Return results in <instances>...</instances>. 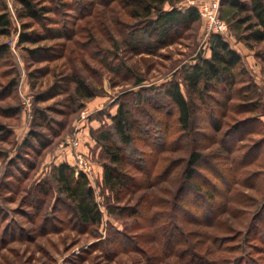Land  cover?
Returning <instances> with one entry per match:
<instances>
[{"label": "rangeland", "instance_id": "rangeland-1", "mask_svg": "<svg viewBox=\"0 0 264 264\" xmlns=\"http://www.w3.org/2000/svg\"><path fill=\"white\" fill-rule=\"evenodd\" d=\"M0 1V12L8 13L11 20L9 34L0 36V264H264V242L254 240L264 222V41L246 44L240 39L248 33L247 24L235 28L234 20L219 17L227 25L223 38L240 55L247 77L259 88L261 112L229 113L218 134L205 124L196 133L205 146L212 145L202 152L212 163L217 161L213 155H220L222 165L240 156L244 164L246 152L259 146V156L245 166L251 173L246 183L254 185L239 187L240 202L210 227L202 225V215L170 208L187 152L176 147L160 154L172 161L159 162L158 169H164L152 175V186L118 201L102 183L106 161L96 140L110 127L120 103L141 105L144 98L151 116L156 115V106L162 105L161 115L171 111L164 87L171 81L180 82L184 67L197 57L210 55L204 20L182 31L172 43L154 49L134 43L133 37L144 35L146 26L129 16L124 0H55L70 6L58 14H47L51 20L41 26L18 18L21 5L17 0ZM47 1L43 4L49 5ZM191 1L197 0H172L163 9L173 5L183 11ZM221 10L227 11L219 0ZM244 15L239 13L236 19ZM54 17L57 24H52ZM55 25L66 27L64 38L20 42L23 33L44 35ZM37 48L47 51L33 58L30 52ZM74 75L93 89L92 98L77 96L69 80ZM137 78L142 79L139 85ZM180 88L185 93L182 84ZM37 95L44 100L35 101ZM37 110L45 117L40 127L35 121ZM84 111L87 116L82 118ZM202 120L199 117L196 123ZM240 121L244 122L242 130L225 140L228 151L212 144ZM149 127L152 134L159 133L154 125ZM31 131L39 135L45 148L23 147ZM76 137L77 151L87 155L94 169L89 183L102 215L98 226L83 227L76 222L51 176L53 167L75 164L74 148L65 141ZM185 141L180 143L184 148ZM154 145L151 139L138 142L136 149L150 153ZM185 201L193 207L201 205ZM257 219L260 223L256 224Z\"/></svg>", "mask_w": 264, "mask_h": 264}, {"label": "trees", "instance_id": "trees-1", "mask_svg": "<svg viewBox=\"0 0 264 264\" xmlns=\"http://www.w3.org/2000/svg\"><path fill=\"white\" fill-rule=\"evenodd\" d=\"M17 1L21 5L17 13L18 18L31 20L40 26L43 22L51 20L47 14H58L70 6L68 3H59L55 0ZM45 1L49 2V5H44ZM166 3L172 4V0H124L125 6L129 9V16L142 20L146 26L144 35L133 37L134 43L139 42L159 49L172 43L182 31L190 29L193 24L201 20L198 9L193 5L187 6L183 11L177 10L173 5L169 10H164ZM221 3L222 7H226L231 13L228 14L227 11L223 13L221 10L220 18L234 20L235 28L247 24L248 33L240 39L246 44L264 41L263 0H248V2L221 0ZM239 13H245V15L236 19ZM52 20H54L52 24H57V17ZM10 27L11 20L8 13L0 12V36L8 35ZM23 27H25L24 23ZM65 30V26L55 25L46 29L47 33L44 35H37L35 32L23 33V39L20 42L37 43L49 36L51 39H62L65 36ZM208 49L209 57H197L193 64L184 67L180 82L171 81L164 87L163 96L171 107V111L161 115L162 105H160L153 110L156 115L151 116L147 111V106L150 104L144 98L141 100V105L131 106L120 103L116 113L110 118V127L101 131L96 140L100 143L106 161L103 167L102 183L118 201L128 193L152 186V180L155 182L152 175L158 176L164 169H158L159 162L169 160V157L163 158L160 154L170 152L176 147L187 152L184 166L180 170L178 189L171 196L170 208L172 211L202 215L204 218L202 225L214 227L219 223L218 220L222 214L228 212L236 201L240 202L237 199L241 196L238 188L242 186L251 188L254 185V183H246L251 173L245 170V166L254 163L259 156L257 152L260 147L256 146L246 152L244 164L240 163L242 159L240 156L229 161V165H222L220 155H213L212 159L217 161L212 163L213 160L209 161L208 157L202 153L212 145L205 146L197 138L199 133L196 132L205 124L213 128V134H218L224 124L223 120L229 113L259 114L261 94L257 85L247 77L240 55L230 47L223 36L210 33ZM45 51H47L46 48H37L30 53L35 58L39 53L44 54ZM69 80L74 83V92L79 98L87 100L94 96L93 89L82 79L74 75L70 76ZM135 82L139 85L142 79L137 78ZM181 84L185 93L180 88ZM42 100H44L43 95H37L35 98L37 102ZM37 111L35 121L40 127L44 124L45 117L41 110ZM199 117L203 119L202 124L196 123ZM170 119L173 121L170 122ZM256 121L257 119L254 118L253 122ZM243 124V121L232 124L220 139L214 138L215 141L212 144H216L222 152L228 151L225 145L226 138L231 133L240 132ZM152 125L159 133L150 132L149 126ZM175 134H177L176 137L171 139ZM200 135L203 138L207 137L205 134ZM151 139L155 145L153 148L149 147L150 153H141L136 149L138 142L145 144ZM183 140H186L185 148L184 145H180ZM207 140L209 142L211 138L208 137ZM34 144L39 146V149L46 147L39 135L31 131L24 140L23 147L34 149L36 148ZM128 149L131 150L128 151ZM127 166L135 169L140 176L134 175L136 172L132 174ZM51 176L57 184L59 195L64 196L68 201L65 206L76 222L83 227L98 226L102 215L88 178L66 163L53 167ZM238 192L240 193L237 195ZM185 199L201 202V205L193 207ZM257 223H260L258 219ZM254 240L264 242V222L260 223Z\"/></svg>", "mask_w": 264, "mask_h": 264}, {"label": "built area", "instance_id": "built-area-1", "mask_svg": "<svg viewBox=\"0 0 264 264\" xmlns=\"http://www.w3.org/2000/svg\"><path fill=\"white\" fill-rule=\"evenodd\" d=\"M191 4L198 9L200 17L205 22V29L207 35L210 33H216L223 36L227 31V25L224 20L219 18V0H197L191 1ZM87 116V112H82V118ZM66 145L74 148L73 160L75 164L73 165L78 172L84 174L88 180L94 175L93 165L90 162L86 154L77 151L79 146V141L76 138L67 139L65 141Z\"/></svg>", "mask_w": 264, "mask_h": 264}]
</instances>
